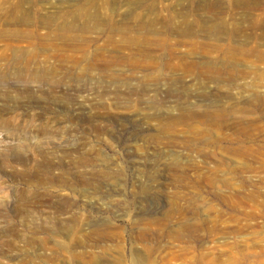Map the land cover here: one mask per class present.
<instances>
[{"label": "rangeland", "instance_id": "1", "mask_svg": "<svg viewBox=\"0 0 264 264\" xmlns=\"http://www.w3.org/2000/svg\"><path fill=\"white\" fill-rule=\"evenodd\" d=\"M0 264H264V0H0Z\"/></svg>", "mask_w": 264, "mask_h": 264}, {"label": "bare ground", "instance_id": "2", "mask_svg": "<svg viewBox=\"0 0 264 264\" xmlns=\"http://www.w3.org/2000/svg\"><path fill=\"white\" fill-rule=\"evenodd\" d=\"M237 2L245 3V1H237ZM25 17H26V15H25ZM21 22H22V23H26L27 21H26L25 18H22Z\"/></svg>", "mask_w": 264, "mask_h": 264}]
</instances>
